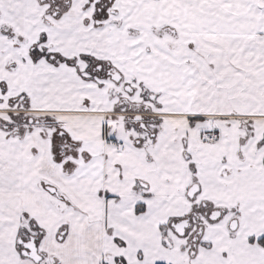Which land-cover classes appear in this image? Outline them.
Here are the masks:
<instances>
[{"label":"snow or ice","instance_id":"snow-or-ice-1","mask_svg":"<svg viewBox=\"0 0 264 264\" xmlns=\"http://www.w3.org/2000/svg\"><path fill=\"white\" fill-rule=\"evenodd\" d=\"M0 264H264V0H0Z\"/></svg>","mask_w":264,"mask_h":264}]
</instances>
